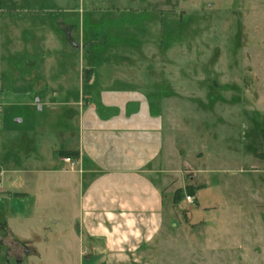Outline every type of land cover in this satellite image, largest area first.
<instances>
[{"label":"rangeland","instance_id":"obj_1","mask_svg":"<svg viewBox=\"0 0 264 264\" xmlns=\"http://www.w3.org/2000/svg\"><path fill=\"white\" fill-rule=\"evenodd\" d=\"M11 3L0 0L5 194L22 175L11 168L71 158L50 147L66 146L94 69L157 100L181 187L156 236L116 260L48 206L12 222L5 211L24 203L0 202V264H264V0Z\"/></svg>","mask_w":264,"mask_h":264},{"label":"crops","instance_id":"obj_2","mask_svg":"<svg viewBox=\"0 0 264 264\" xmlns=\"http://www.w3.org/2000/svg\"><path fill=\"white\" fill-rule=\"evenodd\" d=\"M91 73L88 95L67 130L66 146L50 147L70 155L73 167L61 157L54 160L53 152L47 164L11 168L22 175L8 196V183L2 179L7 171L0 164V202L24 203L23 208L16 205L17 218L4 210L12 222H23L25 214L40 215L48 206V213L59 215L58 222L72 220L74 239L80 236L107 257L125 259L163 226L172 192L181 187L173 168L180 157L153 96L130 87L114 70L101 81L96 69Z\"/></svg>","mask_w":264,"mask_h":264},{"label":"built area","instance_id":"obj_3","mask_svg":"<svg viewBox=\"0 0 264 264\" xmlns=\"http://www.w3.org/2000/svg\"><path fill=\"white\" fill-rule=\"evenodd\" d=\"M63 160H64L66 163H69L70 165H74V162H73V161L71 160V158L68 157V156H65V157L63 158ZM185 198H186V201L191 202L192 197H191L190 195H186Z\"/></svg>","mask_w":264,"mask_h":264},{"label":"water","instance_id":"obj_4","mask_svg":"<svg viewBox=\"0 0 264 264\" xmlns=\"http://www.w3.org/2000/svg\"><path fill=\"white\" fill-rule=\"evenodd\" d=\"M36 101H38V99H36ZM19 121V120H18Z\"/></svg>","mask_w":264,"mask_h":264},{"label":"trees","instance_id":"obj_5","mask_svg":"<svg viewBox=\"0 0 264 264\" xmlns=\"http://www.w3.org/2000/svg\"><path fill=\"white\" fill-rule=\"evenodd\" d=\"M179 190H177V193H178Z\"/></svg>","mask_w":264,"mask_h":264}]
</instances>
